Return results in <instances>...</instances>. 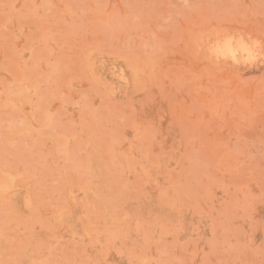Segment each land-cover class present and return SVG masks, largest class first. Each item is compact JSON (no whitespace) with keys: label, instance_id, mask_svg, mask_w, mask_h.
Returning a JSON list of instances; mask_svg holds the SVG:
<instances>
[{"label":"rangeland","instance_id":"1","mask_svg":"<svg viewBox=\"0 0 264 264\" xmlns=\"http://www.w3.org/2000/svg\"><path fill=\"white\" fill-rule=\"evenodd\" d=\"M0 264H264V0H0Z\"/></svg>","mask_w":264,"mask_h":264}]
</instances>
